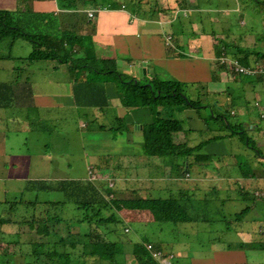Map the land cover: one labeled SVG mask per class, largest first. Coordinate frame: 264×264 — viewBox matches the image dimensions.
Here are the masks:
<instances>
[{
	"label": "rangeland",
	"instance_id": "obj_1",
	"mask_svg": "<svg viewBox=\"0 0 264 264\" xmlns=\"http://www.w3.org/2000/svg\"><path fill=\"white\" fill-rule=\"evenodd\" d=\"M4 1L5 3H11L12 0ZM112 1L113 0H111V3ZM114 1L116 3L124 2V0ZM125 1H128L131 7H134L135 9H137V7H141L142 10L157 8L160 10L159 15L161 16L171 11L170 15H167L172 18L173 14L172 19L177 23L180 19L183 22V20L188 17L189 8L192 15H198V17L193 19V23L195 26H198V37L203 35L199 46L200 52L209 53L213 55V57L217 55V51H224L223 42L225 41L232 43L243 50L254 49L257 51H264V0ZM93 3L94 2H86L84 3L85 5L82 4V6H94ZM107 3L109 4V1ZM188 4H190V6H188ZM168 5L172 8L175 7V10H167L166 8ZM0 8L9 10L12 13L14 22L29 33L34 34L39 32L58 34L61 31L57 27L56 19H51L48 24L40 22H32L30 24L28 19L30 14L19 12L14 8L13 4H4V6L0 5ZM81 14L84 19L87 20V16L84 13ZM167 15L164 16L166 20ZM94 17L95 13L92 18L88 17V26L94 27V25L90 23V20ZM144 26L150 31L158 29V26L155 23L146 22L144 23ZM73 33L77 36L76 31H73ZM183 34L187 35L184 30ZM182 38L183 40L185 39L184 37ZM12 43H15L16 46L19 44L31 46V42L27 39L19 38L12 40L11 38H3L0 39V55L6 52L4 47L8 45L10 46ZM182 43L183 42H181V44ZM230 49L236 50L234 47ZM193 50L195 49L193 48ZM228 53L243 60L242 56L238 55V53L235 54L233 51H229ZM73 56L75 57L77 54H74ZM218 58L219 57L217 56V59ZM256 61L264 64V60L261 57L257 60L250 57L248 60L250 63ZM67 64L69 67L72 65L71 61ZM122 69H120V71H122ZM225 70L227 71L225 76L228 85L226 94H223V96L214 93L206 94L202 91L201 87L195 89L191 82L186 83V81L182 88L190 98H198L205 104H212V110L214 112H218V106H215V104L218 103L217 98L223 99V101H221L222 104L220 103L222 105V110H226L228 114L233 111V114L230 113V116L227 115L228 121L244 122V125L248 123L245 130L248 134L247 137L250 138L247 140L248 145L243 143L239 136L222 139L213 138L214 136L225 135L228 130H226L225 125H223L224 122L222 119H214L209 116L212 114L210 111L211 108L209 107V109L207 108L208 111L185 105H179L174 108L164 107L162 109L163 113L175 117L181 123L182 131L175 135V140L185 142L189 147H194L201 143L202 146L198 152L201 155L209 156L208 160L204 159L199 161L202 165L196 166L191 164V166L188 167V172L190 174L188 176L189 178L184 175L186 173H177V170L174 169H172L171 172L165 170V174L169 177L172 173H176L177 178H188L186 183H189L190 179H192L194 185L187 188V192L182 195V198H189V212L195 209L193 210V214H203L208 221H201L203 219H199L197 223L193 224L194 226L190 225L188 222H179L176 224L170 222H155L150 215L151 213L148 210H144L148 212L149 217H140V215H138L140 221L123 220L118 224L120 231L123 229V223L125 227L129 229L127 233L124 229L120 232L122 241L129 243V240L132 242L148 240V244L152 246V251H159L161 249L160 251L163 254H176V257L173 254L172 258L174 264H185L183 261L186 258L184 257H191L192 250L200 249V243L202 246L211 247V245L207 246L208 242H213L214 239L217 238H219V240L213 242L214 247H220L223 250L228 251L230 249V244L237 243L244 238L240 236L241 229L249 234L247 237L248 239L244 238L247 242L243 246L245 250L244 256L247 260L246 264H264V136L262 135L264 133V117H261V114L264 115V100L262 97L263 84L258 80L251 81V79L246 80V83L243 81L241 82L238 79L239 76L235 72L229 68H225ZM125 71L128 72L129 69L125 68ZM158 71L160 73V77L158 78H168V75L163 69L158 68ZM194 89L195 93L192 91ZM256 93L259 98V103L255 102ZM5 98H7L4 101L5 106L4 108H0V138H3L6 141L7 147L12 146L15 149L20 143L19 139L23 138L21 141L23 146H25L23 153L28 155L33 154L32 156L34 159L32 158V167L29 168V172L27 173L23 172L20 174L18 169H0V214L8 211L9 204H12V202L22 200L21 203H17L15 211L13 212L16 218L21 216L20 213H47V209L54 213L56 208H59V210L56 211L57 215L64 219L77 218L79 214L75 209V203L73 201H66L59 207H57V205L49 206L45 203L56 202L58 200L64 201L65 195L63 192L41 189L37 187V185L32 184V181L41 180L34 179L36 173H40L41 175H46V173L39 172L40 169H43L38 161L43 151L37 153L40 148L37 144L34 145L28 132L35 127L33 124L29 123L28 113L31 112V109L26 108L25 103L28 100L21 105L24 107L18 106L14 94L7 93L5 94ZM119 103L121 106L122 103L120 98ZM56 110L63 115V118H67L65 123V136L67 137L68 135L69 137L70 147L67 149L68 152L66 153L64 151H50L52 154L51 158L60 161V171L53 172L52 174L50 171L49 175H58L59 179H75L78 176L85 175L86 171H88V167H90L85 163L87 162L85 153L91 151V149L88 144H86L84 148L82 137L83 135H91L93 132H96V126L99 125V120L90 114H87L86 117H82V119H88L89 126L81 131L76 123L78 116L75 114L72 107H57ZM130 110L131 111L125 113L123 109H113V111H117L116 116L124 115L123 119H120V123L115 122V120L112 121V119L109 123L107 121H104V123L108 127L110 125L119 127L118 130L106 129L113 135L124 133L121 131L122 127L120 124H125L127 127L129 126V123L133 124L131 131L122 135L121 138L124 139H122V142H119V146L122 151L127 152L129 160L133 161L135 164L137 161L133 159V155L137 153L139 148L142 149L143 137L141 130L136 128V123L133 119L136 116H139L140 123L146 118V115H152V112L149 111V109L145 111L142 109L136 111L132 109ZM205 117L206 119L204 120L203 118ZM144 121L146 122L149 120L145 119ZM238 130L241 129L238 128ZM103 135H105V133H99L96 139ZM119 136L120 135H117L115 137ZM106 146H108V144H106ZM256 149L260 150L259 154H256ZM110 152L114 151L112 149L103 150V157L101 158L102 162L100 163V166L104 164L105 158L109 164L114 165L117 164V161L122 163L127 159H123V156L120 155H105ZM9 153L19 154L17 151ZM47 156V154H43L44 159ZM190 158L191 157L187 158L189 164ZM14 159L15 156L11 157L8 154L6 155V158H2L3 161H7L8 163L12 160V162H14ZM144 159L145 160L140 168L146 176L150 174L161 175L160 170L153 168L158 160H164L166 165L170 164L166 159H174V163L183 160V158L178 157L160 158L147 155ZM25 160H28V158ZM109 169L113 171L112 168ZM183 169V166H180V170L183 171ZM247 170H252L249 171V173L253 172V176L250 177V174L243 176L242 173L245 174V171ZM126 171L128 172V170ZM234 171L238 172L233 173ZM122 173H124L123 170H118V172H116V174L120 175H122ZM226 173L232 175L224 179L223 176ZM236 179H240L242 185H245L244 188L249 190V195L246 198H244L241 188H237L233 183ZM44 181L50 185L53 184L50 179H44ZM113 182V185L107 186V189L111 192L123 191L128 188H139V185H141L142 188L151 186L150 180H138L137 182H134L125 179H117L115 181L113 180ZM165 182L166 180H159L158 183H155L150 187L151 189L147 188V192L143 191L141 196L150 195V197L164 198L174 195V192H177V188L169 187L164 191L162 185ZM31 184L32 187L36 186L35 189H30ZM102 184L105 185L103 182ZM106 184H108V182ZM178 186H185V184L179 183ZM205 196V200H200ZM223 200H225V202H222ZM24 202L34 203L25 204ZM247 206L249 207L250 212L241 220L237 221L233 214L239 213ZM140 224L142 225L139 227L138 225ZM63 226L64 225L62 224L60 227L61 231H63ZM5 228L9 229L13 228V226H5ZM14 229L15 228H13V230ZM21 229L28 231L25 226H22ZM155 246H159V250ZM68 247L69 246L66 247V250ZM4 250L6 254H10L13 250L12 245H8L7 240L0 244V257L3 255ZM25 250L26 248L23 247V251ZM20 255H22V251L19 252V256ZM19 256L15 258V263L21 261ZM125 258L127 260L126 264H136L130 253L125 255ZM163 260V258H160V262H163ZM29 261L31 262V258H29Z\"/></svg>",
	"mask_w": 264,
	"mask_h": 264
},
{
	"label": "crops",
	"instance_id": "obj_2",
	"mask_svg": "<svg viewBox=\"0 0 264 264\" xmlns=\"http://www.w3.org/2000/svg\"><path fill=\"white\" fill-rule=\"evenodd\" d=\"M114 2L113 0L110 4L111 7L101 8L94 12L95 17L90 20V23L94 27L88 26V11L94 9L95 5L83 7L82 4H79L76 9L69 10L59 9L56 0H12L11 3H5L4 0H0V5L13 4L14 8L21 13L49 14L50 19H56L58 29L76 31L78 37H85L83 40L89 42L92 54L97 58V61H93V65L95 66L114 65L120 73L137 79L158 78L160 77L158 68H161L168 75V78L161 79L171 78L181 82H191L195 89L201 87L202 91L206 94L214 93L219 96L226 94L228 82L225 75L227 71L223 66L218 64V55L213 57L209 53L200 52L199 46L203 35L198 37V26H195L193 23V19L198 17V15H192L191 10L188 8V17L183 22L180 19L177 23L172 19L173 14L172 18L167 15H170L171 11L163 16L159 15V13L157 15L144 16L142 10L131 7L129 3L124 6L123 3L115 5ZM81 13L87 16V20L84 19ZM166 15L167 20L164 18ZM146 22L155 23L158 29L150 31L144 26ZM183 30L187 35L183 34ZM169 36L171 37L170 39H168ZM182 37L185 39L183 40ZM181 42L183 43L181 44ZM4 48L6 52L0 55V108H4L5 106L4 101L7 99L5 98V94L7 93L15 95L17 105L20 107H24L21 105L28 100L25 105L27 109H31V112L28 113L29 123L35 126L28 132L34 145L37 144L40 148L37 153L43 151L38 160L43 169H40L39 172L46 173V175L36 173L34 179L60 180L58 175H49L50 171L51 174L60 171V161L55 158L53 160L50 151L68 152L67 149L70 147V141L68 135L67 137L65 136L67 118H63V115L56 110L57 107L63 108L68 106L72 107L75 114H77L76 123L81 131L89 126L88 119H82V117L90 114L99 120V125L96 126L97 131L91 135L87 134L82 137L84 148L88 144L91 149V151L85 153V158L87 159L85 163L90 167H88L85 175L78 176L72 180H78L82 183L91 181L100 190L107 189V186L113 185V180L117 179L134 182L138 180H150L151 186L158 183L159 180H166L162 185L164 191L169 187L177 188V192H174L172 196L168 195L169 197H174L178 201H186L188 199L189 202V198H182V195L187 192V188L194 185L192 179H190L189 183H186L190 175L189 172L186 173V177L188 178H177L176 173H172L169 177L165 174V170L172 171V159H166L170 164L166 165L164 160H158L153 167L161 171L160 176L159 174L146 176L140 168L147 155L143 151V146L142 149L139 148L137 153L133 155V159L137 161L135 164L129 160L127 152L122 151L119 146V142H122V139H124L121 138L122 135L130 132L133 124L129 123L128 127L127 125L120 124L122 127L121 131L124 133L116 135L106 130H118L119 127L112 125L108 127L104 121L109 123L112 119V121L115 120V122L120 123V119L124 117V115L116 116L117 111H113V109H123L125 113L131 111L130 109L134 111L149 109L147 106L138 108L120 106L119 93L131 90V85L128 82L125 84L118 83L109 72L95 73L91 69L71 71L66 63H61L57 60L40 59L28 61L26 58L32 49V44L31 46L25 44L16 46L15 43H12L10 46L8 45ZM73 48L76 50L77 47L74 46ZM79 52L82 53V50ZM125 68H128L129 71L126 72ZM238 79L242 82L240 76ZM195 89L192 90L194 93ZM217 99L218 104L221 105L223 99ZM257 99L259 98L256 93L255 102ZM207 108L201 107L199 109L208 111L209 108ZM210 111L211 113L213 112L212 109ZM149 115H146L145 118L149 120L146 121L147 123L152 120V115ZM133 120L136 123V128L139 130H141V125L146 123L144 120L139 123V116H136ZM82 123H85V125L83 126ZM101 132L105 133V135L96 139ZM117 135L120 136L115 137ZM19 140L20 143L15 149L12 146L7 147L6 141L0 138V169H18L20 174L29 172V168L32 167L33 154L28 155L23 153L25 150V146L21 143L23 138ZM111 149L114 152L105 155H120L123 156V159H127L122 163L117 161V164L114 165L109 164L105 158L104 164L100 166L103 150ZM15 151L19 154L9 153ZM7 154L11 157L15 156L14 162L12 160L8 163L2 160V158H6ZM43 154H47L48 156L44 159ZM147 156L153 157L152 155ZM26 158L29 161L25 160ZM197 162H194L193 165H202L199 161ZM109 168H112L113 171ZM118 170H123L124 173L122 175L116 174ZM176 170L177 173H181L177 168ZM237 172L234 171L233 173ZM252 173L249 175L250 177L253 176ZM231 175L226 173L223 178L226 179ZM242 175L244 176V174ZM107 182L108 184H106ZM179 183L185 184V186L180 187L178 186ZM233 183L237 188L245 186L242 185L240 179H236ZM139 186V188L128 189H135L140 195H142L143 191L147 192V188L151 189V186L146 188H142L141 185ZM144 197H150V195ZM205 198L206 196L200 200H205ZM222 202H225V200ZM119 214L123 220L127 221H140L138 215L140 217H149L148 212L144 210L122 211ZM205 220L208 221V219L201 221ZM197 221H189L188 223L194 226L193 224L197 223ZM141 225L138 226L140 227ZM241 230L240 236L247 238L249 234L243 229ZM244 238L237 243L230 244L228 251L220 247H214L213 242L218 241L219 238L214 239L213 242H208L207 246L211 245V247L202 246L200 243V249L192 250V256L184 257L186 259L183 262L185 264H246L247 260L244 256L245 250L243 246L247 241ZM174 256L176 257V254Z\"/></svg>",
	"mask_w": 264,
	"mask_h": 264
},
{
	"label": "trees",
	"instance_id": "obj_3",
	"mask_svg": "<svg viewBox=\"0 0 264 264\" xmlns=\"http://www.w3.org/2000/svg\"><path fill=\"white\" fill-rule=\"evenodd\" d=\"M109 1V4L107 3ZM59 9H76L79 4L86 2H94L96 7H111V0H56ZM113 2V1H112ZM125 4L128 1L122 2ZM117 5L116 2H114ZM137 9L142 10L141 7ZM167 10H174L170 5ZM172 10V11H173ZM144 16L157 15L159 9L142 10ZM50 15L45 13H32L28 16L30 24L32 22L50 23ZM47 23V24H48ZM11 38L12 40L23 38L32 44V49L26 60H57L61 63L71 61L69 67L71 71L82 69H91L95 73L109 72L117 80L118 83L131 85L128 92H120L119 96L122 105L126 107L147 106L152 112V120L141 125L143 137V151L147 155L158 157L183 158L181 162L174 163L172 159L171 169L176 168L188 173V167L194 162L208 160L209 156L201 155L198 151L202 144L199 143L194 147H189L185 142L175 140V135L182 131V126L178 119L162 112L164 107H176L179 105L190 106L192 108L209 107L212 104H205L198 98H190L183 90L184 82L176 79H160L153 77L151 79H137L135 77L120 73L114 65L112 66H95L93 61L97 58L92 54L89 42L84 41L85 37H78L72 31L61 30L58 34L49 33H29L21 26L14 22L12 13L9 10L0 8V39ZM77 47L76 50L73 47ZM223 50L217 51L218 57L221 55L233 56L229 51L242 56L240 61L244 64H250L248 60L263 58L264 51L254 49L243 50L232 43L223 42ZM234 47L236 50H231ZM82 50V53L79 51ZM224 53V54H222ZM77 54V56H73ZM93 55V56H92ZM73 56V57H72ZM220 65V64H219ZM222 66V65H220ZM241 80L263 81L262 76L247 77L240 76ZM218 112H212L209 116L214 119H222L223 125L228 130L225 135L214 136L213 138H231L239 136L241 141L248 145L250 139L246 130V123L228 121L229 114L226 110H222V106L218 103ZM154 110V111H153ZM261 117H264L261 114ZM206 117L204 118V120ZM125 125V124H124ZM251 125V124H250ZM240 128L241 130H238ZM255 148V146H254ZM260 150L256 149V154ZM188 157H192L187 161ZM185 158V159H184ZM183 162V163H182ZM181 164V165H180ZM183 166V171L180 170ZM249 169V168H248ZM247 170L244 175L251 174ZM248 172V173H247ZM186 175V174H185ZM48 184L44 180L32 181L41 189L61 191L65 195L64 201L58 200L54 202H45L49 206L59 207L66 201H73L75 209L79 216L77 218H62L57 215L59 208L54 213H20L21 216L16 218L14 211L17 203L22 200H16L9 204L8 211L0 214V244L8 241V245H12V252L6 254L5 250L0 257V264H126L125 255L131 254L136 264H160L147 248L148 240L142 242H132L129 240L124 242L121 240L120 232L126 229L123 223V229L120 231L118 224L123 221L119 212L127 210H148L155 222H189L199 219H206L203 214H193L189 210L188 199L178 201L174 197H143L134 189H125L123 191L111 192L108 189L100 190L91 181L84 183L72 179H60L52 181ZM30 185V189H35ZM244 198L249 195V190L240 187ZM264 198V196H263ZM25 204L34 202H24ZM206 208V207H205ZM250 212L249 207H245L239 213L233 214L236 220H241ZM16 214V213H15ZM18 216V215H17ZM14 217V218H13ZM208 218V217H207ZM63 231L60 230L61 225ZM5 226H13L15 228L6 229ZM22 226L27 227L28 231L21 229ZM74 227V229H73ZM129 229L126 231V233ZM11 238V239H10ZM156 245V244H155ZM69 246L66 250V247ZM23 247L26 248L23 251ZM159 250V246H155ZM161 250V249H160ZM22 255L19 256V252ZM21 259L15 263V258ZM4 257V261H3ZM31 258V262L29 261ZM3 261V262H2Z\"/></svg>",
	"mask_w": 264,
	"mask_h": 264
},
{
	"label": "built area",
	"instance_id": "obj_4",
	"mask_svg": "<svg viewBox=\"0 0 264 264\" xmlns=\"http://www.w3.org/2000/svg\"><path fill=\"white\" fill-rule=\"evenodd\" d=\"M104 9V7L98 6L95 7L92 10L88 11V16L92 17L94 15L95 11H98L100 9ZM171 37L169 36L168 39ZM218 63L226 68H229L233 72H235L238 75H243L247 77H257L262 76L263 77V100H264V64L262 62H253L250 64H244L240 61L239 58L233 57V56H225L221 55L218 58ZM258 103V101L256 102ZM84 126L85 123H82ZM264 136V133H263ZM128 230L127 228L125 229ZM147 248L150 249L153 257L157 259L160 262V258H163V262H160V264H174L172 261L173 255L172 254H163L160 250L159 251H152V246L150 244H147Z\"/></svg>",
	"mask_w": 264,
	"mask_h": 264
},
{
	"label": "clouds",
	"instance_id": "obj_5",
	"mask_svg": "<svg viewBox=\"0 0 264 264\" xmlns=\"http://www.w3.org/2000/svg\"><path fill=\"white\" fill-rule=\"evenodd\" d=\"M252 63H253V62H252ZM223 67H224V66H223ZM225 68H226V67H225ZM227 69H228V68H227ZM237 75H238V74H237ZM239 76H243V75H239ZM262 92H263V91H262ZM262 97H263V96H262ZM257 101H258V99H257ZM257 101H256V102H257ZM258 103H259V101H258ZM127 229H128V228H127ZM170 254H171V253H170ZM172 255H173V254H172Z\"/></svg>",
	"mask_w": 264,
	"mask_h": 264
}]
</instances>
